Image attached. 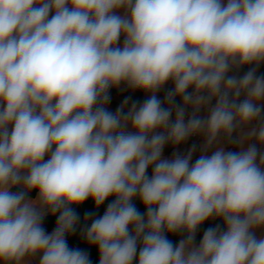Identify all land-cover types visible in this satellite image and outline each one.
Masks as SVG:
<instances>
[{
    "label": "clouds",
    "instance_id": "obj_1",
    "mask_svg": "<svg viewBox=\"0 0 264 264\" xmlns=\"http://www.w3.org/2000/svg\"><path fill=\"white\" fill-rule=\"evenodd\" d=\"M262 63L264 0H0V262L91 264L74 206L114 197L81 229L99 264H264ZM121 85L148 98L113 113Z\"/></svg>",
    "mask_w": 264,
    "mask_h": 264
},
{
    "label": "trees",
    "instance_id": "obj_2",
    "mask_svg": "<svg viewBox=\"0 0 264 264\" xmlns=\"http://www.w3.org/2000/svg\"><path fill=\"white\" fill-rule=\"evenodd\" d=\"M247 71H248V68H247V66H245V67L239 69L238 71H234V73L238 74V73H243V72H247ZM262 75H264V74H262ZM168 91H169L168 89L162 90L158 93V95L165 96ZM150 173H151V168L148 170V174H150ZM14 190H19V189H14ZM113 199H114V197H110L99 208H97L95 206L94 202L91 199L86 200L83 204H81L79 206H74V211L78 215L79 221H78L75 233L66 236L67 243H68L70 248H78V249H81V250L87 252L89 254V259L91 261V264H99V252H98V248L96 246H90L81 236V229L86 226L85 216L88 213L93 214L94 217L102 216L104 211L107 208V205L109 203H111ZM135 206L137 207V209L141 213H144L146 211V209L144 208L142 203H140L139 205H135ZM56 219H57V217L53 216V215H46L45 216L44 221H43V227H44L45 231H50L51 229L55 228ZM90 223H91V219H89L87 221V226H90ZM218 224L221 226V228L224 227L223 221L221 219H215V220H210V221L204 222L199 227V229L196 233L195 243L197 245L199 244L200 240L203 237L204 231L206 229H208L210 227H215ZM180 238H181L180 235L168 234V239L171 240L173 242V244L178 243Z\"/></svg>",
    "mask_w": 264,
    "mask_h": 264
},
{
    "label": "crops",
    "instance_id": "obj_3",
    "mask_svg": "<svg viewBox=\"0 0 264 264\" xmlns=\"http://www.w3.org/2000/svg\"><path fill=\"white\" fill-rule=\"evenodd\" d=\"M122 42H123V37H121V41H120L121 45H122ZM249 67H251V66H247L248 70H249ZM245 73L246 72L235 74L234 72H231V73H229V75L235 74L238 76H242ZM262 74H264V63H262L256 70L257 76L264 77V75H262ZM172 87H173V85L171 84V82H169L167 85H165V87L162 90H166V89L170 90ZM189 91H191V89H189ZM158 93H157L158 98L163 100L165 96L158 95ZM109 95H110L111 99L107 105L108 110H110L112 107H120L124 103L125 99L129 98V97H130V99H128V105L125 107V110H127V107H130L133 102H138V104H140V103H143L148 98V94L144 93L143 91H139V90L138 91H132L130 89H127L123 85H121L120 88L110 89ZM241 99H243V98H241ZM176 103H178V104L181 103L179 98H177ZM212 103L214 104L215 100H213ZM261 103L264 104V101H262ZM189 109H191V108H189ZM199 115L205 116L206 112L202 109L201 112L199 113ZM262 115H264V112H262ZM172 118H175L174 113H173ZM203 142H204L203 137L199 136L198 141L195 144L190 143L189 139L186 142H184L178 146H175V147L171 144H167L164 147L162 158H171L174 151L178 152L180 154H187L188 150L191 149L193 145H196V150L193 154V162H194L199 157V155L201 154V148H202ZM247 146L248 145L245 144L243 147L247 148ZM225 148H226V150H229V151L240 150L239 146H237V145H225ZM262 150H264V149H262ZM211 151L212 150H210L209 154H211ZM46 159H47V157H46ZM148 175L150 176L151 173ZM30 196L35 197L36 192L33 191V193H31ZM133 203L135 205H139L141 202L139 201V199H135L133 201ZM48 215H51V214H48ZM210 220H208V221H210ZM53 230L54 229H51L50 231H46V232L51 233ZM256 235H257V237L264 236V229L257 230ZM0 264H2V262H0ZM30 264H39V256L33 258L30 261Z\"/></svg>",
    "mask_w": 264,
    "mask_h": 264
},
{
    "label": "built area",
    "instance_id": "obj_4",
    "mask_svg": "<svg viewBox=\"0 0 264 264\" xmlns=\"http://www.w3.org/2000/svg\"><path fill=\"white\" fill-rule=\"evenodd\" d=\"M118 108L119 107H112L109 111L115 113ZM125 111H127V110H125ZM190 112H191V109H187V114L185 116V120H187L188 114H190ZM172 119L174 120L175 118H172ZM198 138H199V136H192L189 138V141H190V143L195 144V143H197Z\"/></svg>",
    "mask_w": 264,
    "mask_h": 264
}]
</instances>
